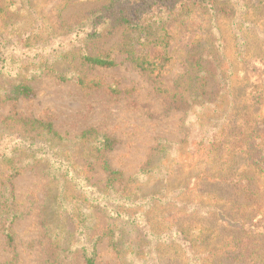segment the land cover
Here are the masks:
<instances>
[{"label":"rangeland","instance_id":"1","mask_svg":"<svg viewBox=\"0 0 264 264\" xmlns=\"http://www.w3.org/2000/svg\"><path fill=\"white\" fill-rule=\"evenodd\" d=\"M131 1L119 0V8L129 7ZM222 1L225 4L217 2L201 13L191 6L178 12L176 18L161 15L160 22H167L165 28L170 30L167 51L171 60L160 74L149 76L134 69L127 56L117 51L119 44L131 37L124 28L109 29V14L91 17L106 0H0V88L23 83L33 94L17 102L0 100V122L13 110L22 119L50 122L63 138V144L77 154L83 147L79 138L82 131L92 130L91 135L113 140L103 156L110 170L121 173V181L103 189L105 175L96 166L84 190L68 189L75 211L86 220L87 236L97 234L100 238L94 247L95 264H182L175 256L189 254L185 248L180 252L174 249L169 216L179 218L184 210L191 211V199L182 197L173 204H161L162 201L150 202L148 195L160 191L162 182L156 177L162 178L170 168L178 169L183 164L182 157L204 154L206 137L215 134V123L203 126L206 120L197 115L205 110L195 104L194 114L183 103L176 107L157 92V86L182 91L187 78L185 53L197 40L195 36L205 35L209 29L211 37L218 39L225 66L212 76L206 89L214 91L226 85L246 89L248 93L251 88L257 94L264 92V82L255 83L264 72V0L259 5L258 0ZM210 10L217 12L216 18L210 16ZM79 24H85L88 35L97 33L84 42L83 48L94 56H108L115 67L89 69L72 57L84 37H76ZM104 34L107 35L103 37ZM78 79L82 85L77 83ZM260 102L264 103V96ZM243 106L236 104L234 109L239 112L235 114H240ZM185 111L189 113L185 115ZM15 130L16 126L12 131ZM161 146L164 150L158 151ZM159 156L164 159L160 170L142 175L140 171ZM74 161L78 165L83 163L78 155ZM11 185L19 218L11 226L13 248L0 249V264L11 260L13 264H42L47 251L43 227L53 224L57 217L55 185L46 176L30 171L15 177ZM135 188L136 197L126 201L125 195ZM91 189L113 192L116 201L102 199ZM201 191L215 194L211 200L217 201L206 209L202 208L204 203H199L201 208L193 212V218L203 221L206 212L215 213L212 207L222 206L229 213L236 211L235 206L241 202L239 194L227 186L202 184ZM118 208L131 212L144 209L148 214L131 224L117 213ZM219 222L205 223L223 225ZM115 226L127 235L120 249L109 243L108 230L117 233ZM245 229L264 243V222ZM103 232L107 235L102 236ZM141 232H152L154 236L142 238ZM75 264L81 261L77 259Z\"/></svg>","mask_w":264,"mask_h":264},{"label":"trees","instance_id":"2","mask_svg":"<svg viewBox=\"0 0 264 264\" xmlns=\"http://www.w3.org/2000/svg\"><path fill=\"white\" fill-rule=\"evenodd\" d=\"M218 1L133 0L129 2V7L119 8V0H106L105 5L91 13V17L109 14L112 17L109 29L124 28L131 37L119 44L117 51L127 56V61L134 69L152 76L160 74L171 60L167 51L171 41L170 30L165 28L167 22H160L161 15L176 18L178 12L191 6L198 8L201 13L207 8L212 9ZM219 2L225 4L222 0ZM260 3L262 0H258L256 4ZM210 12V16L216 18L217 12ZM85 27V24L76 27V37H84L72 57L89 69L115 67L116 63L108 56H94L83 48L88 38L97 35L96 32L88 35ZM105 35L107 34L103 37ZM195 37L197 40L192 41L185 53L187 78L185 84H182V91H167L157 86V92L176 107L183 103L191 113H197L195 104L205 110V113L197 117L206 120L203 126L215 123V134L206 137L203 155H186L182 157L183 164L178 169L170 168L162 178L156 177L162 182L160 191L148 196L150 202L162 201L161 204H173L182 197L191 199V211L184 210L179 218L169 216L173 222L170 223L169 232L170 239L174 240V249L180 252L185 248L189 253L182 255V258L179 254L175 256L182 264H264V243L255 240L257 235L245 229V226L253 227L264 222V103L260 102L264 92L257 94L251 88L248 93L246 89L237 90L225 87L226 85L214 91L207 90L206 86L212 81V76L220 73L225 65L222 64L218 39L211 37V30H206L205 35ZM208 64L211 67H207ZM222 82L225 83V80ZM259 82H264V72L255 80V83ZM77 83L82 85L80 79ZM245 83L253 85L250 82ZM32 96L30 87L23 83L0 88L1 101L17 102L20 98ZM236 104L244 105L240 114H235L239 112L234 109ZM188 113L184 112L185 115ZM15 126L17 130L12 131ZM92 132L87 130L80 133L83 147L77 154L70 151L69 145L63 144V138L50 122L22 119L14 110L10 116L1 120L0 249L13 248L15 238L11 226L19 218L11 181L24 171H30L46 176L55 185L53 201L57 217L53 224L43 227L47 251L42 264H75L77 259L81 264H95L94 247L100 238L97 234L87 236L86 220L75 211L68 189L71 187V190H84L96 166L105 175L103 189H107L114 182H120L122 175L118 171L110 170L104 161L103 153L110 150L113 140L104 135H91ZM162 150L163 146L158 151ZM77 155L83 160L81 165L74 161ZM162 158L159 156L156 162L149 163L140 173L148 175L160 170L164 160ZM82 183L83 185H79ZM202 184H219L236 191L241 197V202L235 206L236 211L230 210L228 213L222 206H216L211 208L215 213H205L204 221L193 218V212L201 208L200 202L204 203V209L210 208L213 203L217 204V201L211 200L215 198V194L201 191ZM91 190L102 199L116 201L113 192ZM137 194L135 188L133 192L125 195V200L130 201ZM131 204L138 205L136 202ZM117 213L131 224L138 219H145L148 214L144 209L131 212L123 208H118ZM218 214L220 218H217ZM211 221H220L223 225L217 227L205 223ZM114 229L118 232L108 230L109 243L120 249L127 235L118 226ZM141 233L142 238L154 236L152 232ZM104 235L107 234L103 232L102 236ZM2 264H13V260Z\"/></svg>","mask_w":264,"mask_h":264}]
</instances>
